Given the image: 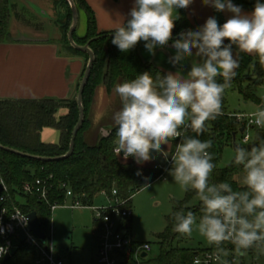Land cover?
Wrapping results in <instances>:
<instances>
[{"label":"clouds","instance_id":"obj_1","mask_svg":"<svg viewBox=\"0 0 264 264\" xmlns=\"http://www.w3.org/2000/svg\"><path fill=\"white\" fill-rule=\"evenodd\" d=\"M193 2L134 0L128 18L114 30L112 44L126 53L143 41L155 55L156 48H165L173 40L180 19L177 10ZM202 4L232 15L222 25L213 16L198 29L179 34L171 45L175 55L169 63L182 68V62L192 58L186 74L144 72L114 86L120 101L112 115L117 126L114 151L138 164L152 160L153 152L166 160L170 157L169 175L183 191H193L201 204L199 220L184 208L172 213L174 232L191 237L195 228L218 253L230 243L239 256L253 249L264 254V138L234 142L230 164L242 171L239 189L228 182H211L216 168L209 151L213 141L199 138L209 131L210 122L224 115V94L240 67L233 46L264 66V3L256 0L250 13L232 0H202ZM231 115L243 119L239 112ZM249 122L264 130V105L250 113ZM174 141V150L165 151L162 146ZM148 187L145 183L141 188Z\"/></svg>","mask_w":264,"mask_h":264},{"label":"trees","instance_id":"obj_2","mask_svg":"<svg viewBox=\"0 0 264 264\" xmlns=\"http://www.w3.org/2000/svg\"><path fill=\"white\" fill-rule=\"evenodd\" d=\"M77 9L86 13L87 33L85 37L78 38L74 33V41L78 46L89 45L94 53L95 59L91 69L88 83L83 94V107L85 118L77 134L73 154L65 159L70 151L71 141L76 126L80 120V108L78 101L73 100H0V188L2 185L9 190L10 199H13L16 206L24 213H36L42 232L49 235L50 220L52 218L51 206L63 204L66 200V188L69 187L76 195H86V200L93 202L101 193L111 195L114 188L118 190L123 199L133 198L142 191L141 188L148 183L149 186L160 179L161 172L152 167H145L143 162L137 163L133 158L131 162L124 163L115 154L114 140L116 125L105 136L100 137L96 144L89 143L87 135L91 130L90 112L99 87L104 86L108 93L114 91L117 83L135 78L136 75L148 72L155 76L164 75L165 72L145 63L139 54V48L143 41L128 52H121L117 46L112 44L114 32L100 34L98 32L97 20L91 7L85 0H73ZM243 9L252 11L256 0H232ZM264 3V0H260ZM68 17L73 15L71 6L67 3ZM215 18L219 24L225 19L222 12L214 9ZM11 10L9 0H0V44L13 42L10 33ZM61 29L66 33L68 24ZM185 12L181 10L180 19L175 22L172 44L179 34L188 30H196ZM63 33V34H64ZM65 36V35H64ZM70 55L83 56L89 63L90 57L73 46L68 41L65 44ZM240 67L236 70L237 75L231 86L226 89L223 98L224 115L217 120L210 122L209 131L201 135L202 140L211 139L213 146L209 149L214 154L216 168L212 173L211 182H228L234 189L241 185L238 177L242 176L239 167L229 164L220 168L224 141L233 146V135L237 133L231 126L228 112V93L237 91L246 101L259 103L260 99L251 87L245 86V80L254 70L255 73L264 78V66L259 62L252 64L254 56L238 53ZM255 63V62H254ZM222 82V80H220ZM80 88V87H79ZM66 110V114H58ZM45 128L56 129L61 133V143L58 145L46 144L41 139V133ZM255 135L252 140L264 138V130L253 128ZM175 144H173L174 150ZM141 175H137V172ZM41 180L47 192V201L41 199L38 187L35 182ZM31 184L34 187L32 194H25L24 187ZM3 195L0 192V197ZM196 197L193 191L187 192L185 201H176L173 213L180 208L185 212L192 211L197 220L201 216V204L193 208L189 207L190 201ZM10 199L5 203L0 202V212L7 207L13 209ZM172 214L167 217V228L158 236L160 253L146 264H193L198 250L181 248L175 243L180 241L182 236L173 231ZM131 230L132 221L126 223ZM1 244V242H0ZM30 251L29 254H26ZM33 252L26 245L22 244L18 254L10 259L7 264H20L21 260L32 259ZM25 255V256H24ZM24 256V258H23ZM23 258V259H22ZM17 259H21L17 262ZM129 264H134L130 259ZM32 264V263H26Z\"/></svg>","mask_w":264,"mask_h":264},{"label":"rangeland","instance_id":"obj_3","mask_svg":"<svg viewBox=\"0 0 264 264\" xmlns=\"http://www.w3.org/2000/svg\"><path fill=\"white\" fill-rule=\"evenodd\" d=\"M48 5H52L54 13L52 16L49 12L40 8L36 0H10V10L12 16L16 18L18 26L13 20L10 26V33L18 31L19 35L13 34V38H43L51 43H58V45L66 44L69 41L68 35L73 23V15L68 17V13L62 17L60 7L67 8V0H44ZM70 5V4H69ZM206 8L204 7L203 10ZM68 12V11H67ZM18 14V15H16ZM215 16V14H214ZM13 17V18H14ZM63 18V19H62ZM68 24V31L64 33L61 29L63 25ZM28 31L38 33L40 36H27ZM61 31L65 36H61ZM30 35V34H29ZM227 43V41H225ZM255 62V63H254ZM258 59L254 56L252 64H256ZM245 86L251 87L256 96L260 99L259 103L253 101H246L242 95L237 91H230L228 93V112L231 115L234 112L250 115L258 107L264 105V78L259 77L253 70L245 80ZM116 108V109H115ZM120 108V101L114 102L113 111ZM62 112V111H61ZM231 126L237 133L236 141L243 140L244 134L240 133L242 124L238 123L235 118H230ZM96 130H99L96 128ZM194 135L193 133H189ZM249 134L254 137L255 130H250ZM42 141L46 144L58 145L61 143V133L52 128H47L42 133ZM201 139V136L199 137ZM89 143L96 144L98 137L90 140ZM224 149L222 158L219 163L220 168H225L230 164L233 156V146L226 144L224 141ZM171 143L168 146H162L165 151L171 152ZM170 158V157H169ZM165 162L166 159L158 154V159L155 161ZM155 161L150 160L144 162L146 165L154 166ZM241 176L238 177L240 183ZM187 192L183 191L178 184L173 180V177L166 172L164 178L157 180L148 188L138 192L132 201V208L134 216L132 218L131 238L134 242L139 244H150L151 252L145 261L156 258L160 253L158 236L165 232L167 228V217L173 213L174 203L176 201H185ZM105 198L97 197L94 201L96 206L104 205ZM72 200L68 199L65 206L58 209L53 214L52 226L54 229L53 242L56 246L57 254L62 257L65 264H98L95 256L97 254V237H94V216L91 210H72L69 208ZM199 200L194 197L189 207L193 208L199 205ZM181 248H189L198 251H205L210 249V245L205 238H203L198 231H193L191 237L182 236L181 240L175 243ZM94 251V254H93ZM25 256V255H24ZM23 256V258H24ZM22 258V259H23ZM21 259L20 264H26ZM144 259H133L134 264L143 263ZM33 258L31 259V262Z\"/></svg>","mask_w":264,"mask_h":264},{"label":"crops","instance_id":"obj_4","mask_svg":"<svg viewBox=\"0 0 264 264\" xmlns=\"http://www.w3.org/2000/svg\"><path fill=\"white\" fill-rule=\"evenodd\" d=\"M17 1L23 2L24 0ZM85 1L95 14L98 32L100 34L114 32L115 28L120 26L122 20L128 18V13L134 4V0ZM36 2V5L43 10L45 9V11L49 12L51 15L54 13L52 5H48L44 0H36ZM232 3L235 4L234 2ZM204 7L206 8L205 10H203ZM241 9L244 13L251 12L250 10ZM60 10L64 18L68 13V9L60 7ZM181 10L182 9L177 10L179 17ZM77 12L78 24L76 33L78 38H83L87 33V16L86 13L80 9H77ZM185 12L190 23L197 29L202 26L209 17L214 16V8L203 5L202 0H194V2L185 9ZM222 15L226 21L232 14L225 11L222 12ZM13 17L11 12L10 26L13 20L15 25L18 26L16 18ZM13 34L19 35L18 31H16V33L12 31V38ZM34 35L40 36L35 32L28 31L27 33V36L30 37ZM62 35L64 36L61 31V36ZM17 39L18 37L13 38V42L0 44V100H77L79 87L88 67L86 58L83 56L70 55L64 44L60 46L58 43H51L49 39L33 38L35 40H40V42H18ZM171 45L172 44H169L165 48H156L155 55H152L146 50L144 44H141L139 54L145 63L152 64L166 74L168 72L176 73L177 71L181 74H186L190 69L192 58L182 62V68L180 65L174 67L169 63V57L175 55V49ZM233 53L237 55L236 51H233ZM117 100H119V98L114 91L110 94L104 86L98 88L90 112L91 130L87 135V139L92 140L95 137L99 139L112 130L115 126L112 120V111L114 110V102H117ZM66 112V110H63L58 115H64ZM96 128L99 130H96ZM46 129L47 128L44 130ZM171 145V151H173V143H171ZM121 161L129 163L132 159H128L127 161L121 159ZM143 165L145 167H152V165H146L144 162ZM93 236L97 237L98 241V229L95 221ZM95 258L96 260L98 258V244ZM25 260L26 259L23 261L25 262ZM27 262L31 263V259L28 258Z\"/></svg>","mask_w":264,"mask_h":264},{"label":"built area","instance_id":"obj_5","mask_svg":"<svg viewBox=\"0 0 264 264\" xmlns=\"http://www.w3.org/2000/svg\"><path fill=\"white\" fill-rule=\"evenodd\" d=\"M230 118H235L229 115ZM236 119V118H235ZM237 120V119H236ZM244 128V137L252 136L249 131L256 128L249 122V115L243 114V119L237 120ZM241 128V129H242ZM175 144L176 142H172ZM123 159L122 154L118 156ZM129 157L128 159H131ZM171 166L170 158L165 162L155 161L153 168L160 171L162 174L160 179L164 178L166 172ZM42 181L37 180L35 186L38 187V192H41L42 200L47 201L46 189H42ZM27 184L24 187V193L29 195L33 193L34 187ZM3 187V195L0 197V202L5 203L10 199L9 190L6 186ZM66 200L63 204H54L51 206L52 218L50 220V232L46 235V240L43 241L33 233L29 232L28 215L22 212L15 204L13 199H10L13 209L7 207L0 212V248L4 249L0 253V264H4V258L10 254L14 248V241L20 237V232L24 231L27 235L26 244L33 252L32 264H65L64 260L57 254L56 246L53 242L54 229L52 226L53 214L60 208L64 207L67 200L71 199L72 203L69 206L72 210H91L94 215V221L98 229V264H129V260L140 259L144 253L151 252L150 244H139L131 238V230L126 223L132 221L134 211L132 208V198L123 199L120 197L118 190L114 188L112 194L106 192L101 193L98 197L105 198L104 205L96 206L94 201L86 200V195H76L69 187L65 186ZM224 251L217 252L212 246L205 251H198L194 258L193 264H264V254L256 250H249L245 256L236 254L234 246L230 243L223 245ZM27 251L26 254H29Z\"/></svg>","mask_w":264,"mask_h":264},{"label":"water","instance_id":"obj_6","mask_svg":"<svg viewBox=\"0 0 264 264\" xmlns=\"http://www.w3.org/2000/svg\"><path fill=\"white\" fill-rule=\"evenodd\" d=\"M67 1L69 2L71 9H72V12H73V23H72V26H71V29H70L69 35H68L69 42H70L71 46H73L75 49H77L83 53L88 54L90 57V60H89L88 67H87L86 73L84 75L83 81L80 85L78 99H77L78 105L80 108V120H79L78 125L75 128L74 133H73V138L71 141L69 153L66 156L59 158V159L68 158L74 152L76 137H77V134H78V132H79V130L83 124L84 118H85V111H84V107H83V94H84L85 87L88 83L90 73H91V69L93 67L94 59H95L94 53L90 49L89 45L81 47V46H78L74 41V33L76 32V28H77V24H78V12H77V8H76V5L73 2V0H67ZM17 41L18 42H40V40H35V39H31V38H26V37L18 38ZM244 131H245L244 128H242L240 130V133H244ZM235 141H236V134L233 135V145H234ZM157 155H158L157 153H154V152L152 153V156H153L152 160L153 161H155L157 159ZM2 191H3V187L0 188V192H2ZM28 219H29V232L33 233L38 238L45 241L46 240V234L44 232H42L41 225L39 223L37 214L36 213L29 214ZM19 234H20V237L14 241V248L11 250L10 254H8L4 258V264H7V262L10 261V259L12 257L16 256L20 250L21 245L26 242V240H27L26 233L24 231H21ZM147 257H148L147 253H144L142 255V259H146Z\"/></svg>","mask_w":264,"mask_h":264}]
</instances>
